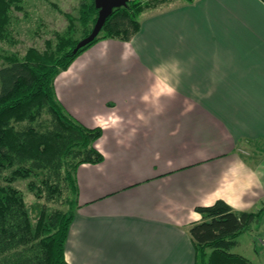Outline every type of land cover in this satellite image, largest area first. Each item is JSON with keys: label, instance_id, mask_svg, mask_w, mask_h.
<instances>
[{"label": "crops", "instance_id": "1", "mask_svg": "<svg viewBox=\"0 0 264 264\" xmlns=\"http://www.w3.org/2000/svg\"><path fill=\"white\" fill-rule=\"evenodd\" d=\"M140 23L54 81L66 111L102 129L104 159L76 170L69 264H195L197 206L264 217V0H172ZM260 219L248 233L264 236Z\"/></svg>", "mask_w": 264, "mask_h": 264}, {"label": "trees", "instance_id": "2", "mask_svg": "<svg viewBox=\"0 0 264 264\" xmlns=\"http://www.w3.org/2000/svg\"><path fill=\"white\" fill-rule=\"evenodd\" d=\"M16 1L0 0V34ZM163 1L172 0H130L114 8L97 37L73 52L92 31L99 12L95 0H80V38L73 37L70 26V35L60 36L54 54L31 47L23 58L6 55L0 66V264H69L65 251L77 205L76 170L104 159L95 146L102 129L68 113L56 96L54 81L99 39L130 40L140 29L145 8ZM19 179L27 181L35 197L30 205L15 185ZM196 210L202 218L189 228L195 264H255L232 249L262 210L235 211L222 199Z\"/></svg>", "mask_w": 264, "mask_h": 264}, {"label": "rangeland", "instance_id": "3", "mask_svg": "<svg viewBox=\"0 0 264 264\" xmlns=\"http://www.w3.org/2000/svg\"><path fill=\"white\" fill-rule=\"evenodd\" d=\"M142 1L153 4L156 0ZM167 2L154 3L145 10L156 9ZM79 6L80 0H17L11 8L10 22L4 33L0 34V66L6 63V55L12 53L23 58L31 47L40 53H56L60 36L70 35L68 32L66 34L70 26L74 28L73 37L80 38L83 25L79 19ZM15 185L22 189L28 205L35 201L34 195L27 188L26 180L19 179ZM255 225L264 229V217ZM232 252L255 264H264V236L255 231L244 232L237 237V244Z\"/></svg>", "mask_w": 264, "mask_h": 264}, {"label": "water", "instance_id": "4", "mask_svg": "<svg viewBox=\"0 0 264 264\" xmlns=\"http://www.w3.org/2000/svg\"><path fill=\"white\" fill-rule=\"evenodd\" d=\"M130 0H95V6L98 8V18L92 31L86 37L82 38L74 48L77 52L79 48L93 41L101 31L106 19L113 13L114 8L125 6Z\"/></svg>", "mask_w": 264, "mask_h": 264}, {"label": "clouds", "instance_id": "5", "mask_svg": "<svg viewBox=\"0 0 264 264\" xmlns=\"http://www.w3.org/2000/svg\"><path fill=\"white\" fill-rule=\"evenodd\" d=\"M162 91H165V90L162 89ZM166 91H167L169 94H172V93H174L175 89H173V88H168V89H166ZM145 99H147V97H145Z\"/></svg>", "mask_w": 264, "mask_h": 264}]
</instances>
